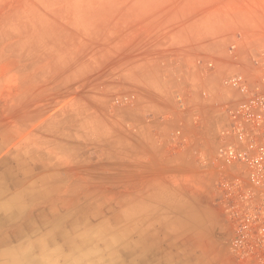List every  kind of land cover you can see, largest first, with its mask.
<instances>
[{"label": "rangeland", "instance_id": "374dc122", "mask_svg": "<svg viewBox=\"0 0 264 264\" xmlns=\"http://www.w3.org/2000/svg\"><path fill=\"white\" fill-rule=\"evenodd\" d=\"M261 57L264 0H0V155L25 194L0 208L16 219L0 245L52 264H264V207L220 158L217 114L224 80Z\"/></svg>", "mask_w": 264, "mask_h": 264}, {"label": "built area", "instance_id": "2783aa9c", "mask_svg": "<svg viewBox=\"0 0 264 264\" xmlns=\"http://www.w3.org/2000/svg\"><path fill=\"white\" fill-rule=\"evenodd\" d=\"M230 96L217 109L227 170L246 191L245 203L264 207V57L228 75Z\"/></svg>", "mask_w": 264, "mask_h": 264}, {"label": "crops", "instance_id": "0c3cea01", "mask_svg": "<svg viewBox=\"0 0 264 264\" xmlns=\"http://www.w3.org/2000/svg\"><path fill=\"white\" fill-rule=\"evenodd\" d=\"M0 147H1V143H0ZM5 165H7L8 167L6 168ZM12 167H15L14 162L12 160H10V159H7L3 155H0V196L4 195V194H6V196H7V200L6 201L2 202L0 200V208L20 206L21 203L18 202V201H20V199H23V198H19V197H24V195H25L24 191L22 189L21 190L17 189L18 188L19 179L16 176L15 170L10 169ZM4 221H6V222H15L16 219L6 220L5 217L3 219L0 216V223L4 222ZM0 247H4V246L0 245ZM5 249H14V250H16L17 248L4 247V248H0V252H2V250H5ZM5 260L6 259L4 257H2V262H0V264H4Z\"/></svg>", "mask_w": 264, "mask_h": 264}, {"label": "bare ground", "instance_id": "6f19581e", "mask_svg": "<svg viewBox=\"0 0 264 264\" xmlns=\"http://www.w3.org/2000/svg\"><path fill=\"white\" fill-rule=\"evenodd\" d=\"M0 244H2V240H0ZM17 251L18 250H14V249L2 250V252H0V257H4L6 259L4 261V264H26L24 262V259H30L29 260L30 264H43L44 262L45 264L46 263L52 264L53 262L52 260H49V257H41L40 259H35V257H31L32 256L31 253L27 254L30 257H27V255L23 257V255H19Z\"/></svg>", "mask_w": 264, "mask_h": 264}]
</instances>
